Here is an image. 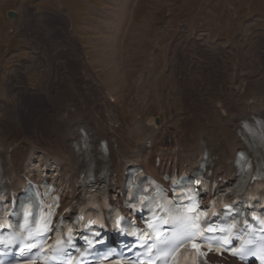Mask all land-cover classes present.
<instances>
[{"label": "rangeland", "instance_id": "374dc122", "mask_svg": "<svg viewBox=\"0 0 264 264\" xmlns=\"http://www.w3.org/2000/svg\"><path fill=\"white\" fill-rule=\"evenodd\" d=\"M182 65L264 66V0H0V118L22 130V147L44 143L53 99L67 96L66 79L80 82L83 66L143 142L137 124L153 117L164 126L181 114L173 91ZM144 97L153 98L151 111L140 113ZM40 160L35 153L30 169L41 170ZM56 169L52 160L49 174Z\"/></svg>", "mask_w": 264, "mask_h": 264}, {"label": "bare ground", "instance_id": "6f19581e", "mask_svg": "<svg viewBox=\"0 0 264 264\" xmlns=\"http://www.w3.org/2000/svg\"><path fill=\"white\" fill-rule=\"evenodd\" d=\"M221 67L224 71L219 73L218 67L211 65H182L175 76L177 91H173L183 105L181 114L168 115L164 126L156 125L153 117L136 123L139 126L134 132L143 139L137 142L132 128L119 122L117 104L109 98L108 89L95 77L93 68L83 66L80 80L83 85L76 79H66L67 89L61 92L67 96L64 99L52 96L55 109L46 121L43 144L20 146L18 132L21 134L22 130H18L15 121L8 124L0 118L5 185L10 190H19L25 187L26 178L41 179L38 170L28 167L29 160L39 152L41 162L53 160L57 164V175L47 178L64 188L61 208L69 209L80 194L77 181L86 165L84 145L98 159L96 175L102 173L101 168L106 164L107 185L115 197L123 196L126 173L135 164L143 165L149 174L159 178L164 173L178 177L190 174L209 156L214 184H228L235 177L236 157L245 143L246 124L264 118V66L252 65V71L248 72H243L248 66L244 69L233 65ZM156 89L159 93V86ZM119 92L120 96L115 98L117 103L123 99V90ZM150 97H144L146 104L140 113L151 111L153 98ZM228 264L241 263L232 259Z\"/></svg>", "mask_w": 264, "mask_h": 264}, {"label": "water", "instance_id": "95a60500", "mask_svg": "<svg viewBox=\"0 0 264 264\" xmlns=\"http://www.w3.org/2000/svg\"><path fill=\"white\" fill-rule=\"evenodd\" d=\"M15 14H16V11H14V10H10L8 13L10 18H13L15 16Z\"/></svg>", "mask_w": 264, "mask_h": 264}]
</instances>
